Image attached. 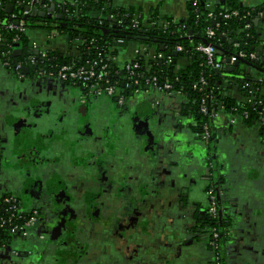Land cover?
<instances>
[{
    "label": "crops",
    "instance_id": "0c3cea01",
    "mask_svg": "<svg viewBox=\"0 0 264 264\" xmlns=\"http://www.w3.org/2000/svg\"><path fill=\"white\" fill-rule=\"evenodd\" d=\"M56 1L75 3L78 0ZM108 1L109 3L104 2L102 8L109 9L110 6L118 9L134 8L145 18L150 16L152 10L157 11L161 17H172L176 20L188 17V0ZM206 1L212 6L227 4L226 0ZM235 2L238 7L245 10L264 9V0ZM100 13L99 10H92L89 15L98 18ZM256 27L259 40L264 41V23ZM47 32L43 29L40 34L41 40H36L33 36L31 39L43 45L42 48L47 51L57 50L64 54L71 51L66 36L59 35V39L54 43L53 39L52 41L45 39L43 34ZM128 45L120 50L122 52L118 58L120 64L133 60L138 54H144L145 45L140 44L141 47L135 49V54L126 52ZM2 63L0 61V81L6 84L10 80ZM188 64L187 59L182 58L178 62V69H186ZM247 75L253 79L262 78L259 71L245 69L236 74L241 78L233 77L224 81V85L232 83L230 86L234 88L228 89L227 94L237 101L244 99V93H241L242 89L239 88L237 80ZM263 81L256 84L260 85L257 94L264 102ZM32 87L49 95V99L45 100L50 106H58L54 102L57 97L54 92L60 91L57 87L42 83H34ZM66 98L67 102L71 101L69 96ZM130 107L134 115L145 117L147 125L153 129L148 132L151 137L149 140L151 149L137 151L132 147L126 148L122 159L118 160V172L107 170V176H116L121 184H140L138 189L123 186L122 193L116 195L118 208L110 213L113 222L108 225L85 226L87 228L81 223L85 230L82 228L78 232L73 231L76 225L72 223L73 230L71 229L72 233L69 234L71 236L73 234L81 241L77 242L69 238L66 228L59 229L61 217L64 218L67 214L47 211L44 214L43 227L30 231L27 239L15 236L10 243L0 245L3 247L0 248V264H214V253L206 240V229L198 224V216H201L205 208L203 193L207 185L205 187L202 185L207 183V179L200 154L204 146L195 131V121L191 117L194 115L189 112V100L184 97L147 92L138 98L134 97ZM70 112L66 113H69L71 118ZM106 113L107 111L104 114ZM180 118L185 122L176 129L175 123ZM263 127L255 122L245 123L226 112L218 113L215 118V141L217 151L221 155L219 162L223 171V185L229 196L227 203L231 233L226 243L227 264H264ZM147 130L144 127L139 128L137 135L146 136ZM40 139L26 129L18 131L14 128L3 131L0 119V142L10 152V173L15 172L13 177H10L22 187L26 178L34 176L35 170L33 169L30 174L22 172L21 169L26 163L22 164L24 160L21 157L24 153H27L28 157L36 142L45 150L40 156L35 154L45 167L49 163L54 167L59 161L50 155L51 151L48 150L50 146L40 142ZM179 148L182 151L179 152ZM62 152H66V149ZM84 153L83 151L82 154ZM133 154L138 155L139 159L133 161ZM181 154L189 157L181 159L180 164L174 159H180L178 156ZM60 157L63 158L64 153ZM194 161H198L199 164L194 165ZM71 162L70 159V165ZM56 176L50 177L43 172L42 183H57L67 177L62 173ZM147 182L151 184V188L144 185ZM27 194L26 192V198L30 199L32 195ZM77 211L72 212V216L76 213L78 216ZM103 234L105 240L100 242L99 237ZM88 238L89 240L92 238L90 243L85 241Z\"/></svg>",
    "mask_w": 264,
    "mask_h": 264
},
{
    "label": "flooded vegetation",
    "instance_id": "af4514ba",
    "mask_svg": "<svg viewBox=\"0 0 264 264\" xmlns=\"http://www.w3.org/2000/svg\"><path fill=\"white\" fill-rule=\"evenodd\" d=\"M102 20L108 23L113 22V20ZM68 38L70 39L69 36ZM6 72L10 82L6 81L5 84L0 81V119L3 131L14 130V128L18 131L29 130L32 135L38 136V140L42 139L40 142L50 146L48 149L51 151L50 155L59 161L55 162V169L51 167V163L45 167V164L39 161L35 155L40 156L45 150L41 149L36 142L37 144L32 147L29 156L27 157V153H24L21 157L24 160L22 164L26 163V166L23 165L21 169L22 172L30 174L33 169L35 170L34 176L26 178L22 187L11 178L15 172L10 173L9 170L10 152L0 142V200L11 196L25 211L29 213L35 211L38 214L36 228L43 227L44 214L47 211H57L61 215L67 214L66 217H61L59 229L66 228L65 231L68 233H65L69 235V238L81 242L73 234L70 235L72 233L70 230L73 228L72 223L76 225V229H72L74 232L83 228L81 223L85 224L84 228L111 224L113 221L110 213L118 208L116 195L122 193V187L128 186L135 189L140 187V184L137 183L121 184L117 181L116 176L108 177L107 173L108 171L118 172L117 163L122 159L123 151L126 148L132 147L137 151L151 149L149 142L151 137L148 132L153 129L147 125L148 121L145 117L134 115L132 107H130L134 97L138 98L139 95H144L148 91L141 89L137 93H131V96L124 98L122 103H119L118 99L105 95L89 96L80 87L51 79L43 75L40 70L28 71L22 77H18L7 69ZM34 83L57 87L60 91L54 92V95L57 96L54 102L58 106H50L45 100L49 99V95L35 87L32 89L31 86ZM29 84L31 86H28ZM226 88L232 90L234 87L229 85ZM66 96H69L72 102H67ZM189 110L195 111L196 109L190 107ZM68 111L72 113L71 118L69 113H66ZM105 111L108 115L104 114ZM191 117L195 121V126H198L195 115ZM181 120L183 119L180 118L176 121V129L185 122ZM142 127L146 130L149 129L146 131V136L137 135L139 128ZM197 135L204 146L200 154L207 179V183L202 185V187L207 185L203 193L205 208L201 216H198V224L201 228L206 229V240L214 253V264H227L228 247L226 243L230 238L231 230L229 228V204L227 203L229 196L223 185V171L219 162L221 155L217 151L215 137H211L209 142H204L203 134L198 133ZM211 140L212 142H210ZM65 149L66 152H62ZM87 150L88 152H86ZM178 150L182 151L181 148ZM83 151L84 154H82ZM63 153L64 157L61 158ZM182 156L183 159L185 156L189 157L183 154ZM70 159L71 165L69 164ZM138 159L139 156L133 154L132 160ZM174 160L177 163L180 161L177 158ZM181 162L179 163L181 164ZM196 164L199 162L194 161V165ZM43 172L50 177L61 173L66 174L68 179L66 177L57 183H42ZM144 185L151 188L149 182ZM179 190H181L180 187ZM26 192L33 197L27 199ZM212 197L216 202L214 213L211 212L214 205ZM121 202L122 199H120ZM76 210H78V216L77 213L72 216V212H76ZM109 229L111 228L109 227ZM96 236L98 237V235ZM27 237H23V239H27ZM99 239L100 242L104 241V234L100 235ZM90 240L88 238L85 241L90 243Z\"/></svg>",
    "mask_w": 264,
    "mask_h": 264
},
{
    "label": "trees",
    "instance_id": "16d2710c",
    "mask_svg": "<svg viewBox=\"0 0 264 264\" xmlns=\"http://www.w3.org/2000/svg\"><path fill=\"white\" fill-rule=\"evenodd\" d=\"M194 1L198 2L196 7L193 6ZM226 1L227 4L224 6L213 5L214 12L228 14L232 11H238V17H234L227 21L220 18L216 21H209L207 19L205 5L210 3L206 0H188V17L182 19L181 22L175 23L172 17H161L157 11L153 10L150 16L145 18L142 13L136 11L134 8L118 9L110 7L104 12V16L108 14L113 15L114 21L108 23L105 20H99L89 15L94 7H96L97 10L99 7L101 9L104 2L109 3L108 0H78L75 3H60L53 0L56 6L55 13L51 18L48 17V13L52 5L47 1L41 2V4L36 7V11L33 14L23 17V12L28 8L31 0H0L1 6L5 8L4 11L0 12V36L2 39V42H0V60L10 58L13 65L21 62L25 68L24 73L22 72L23 75L27 74L25 72L26 69L30 72L38 70L36 67H32V65L30 66L27 61V57L30 55V49L28 47L30 37L20 31H10L8 29V25L13 22L11 20L12 14H16L18 18L24 19L25 28L27 30L40 28L51 31L55 28L61 34H67L71 41H84L85 46L81 47V57L84 61L94 57L93 54L96 51V47L100 48L101 42L114 43L116 40L122 39L128 44L130 41H137L141 45L153 47L157 53H164L167 58L171 59V63L167 65L160 59H147L142 55L137 57L132 63H138L141 66V68L137 70L139 76H144L141 81L155 77L160 85L164 84L167 80L171 83L173 91L183 90V93L187 95V100H189V107H194L197 110V112L196 110H189L191 114L195 115L197 120L198 126H195L196 133L203 134L204 127H207L208 130H210L211 137L214 138L215 114L217 113L226 112L233 116L237 114L242 118L247 113L248 117L246 119L243 118L242 121L250 124L253 122L259 123L258 120L260 118V110H258V107L253 109L246 101H237L227 94L226 87L232 83L230 82L224 85L223 82L233 78L227 76V74H229V68L222 72L211 69L206 64L205 56L196 50L197 46L200 44H212L222 53L219 59L225 62L238 51V49L233 47L234 43H240L242 49L246 51L257 52L260 40L257 35V27L254 23L256 20L254 18L255 14L250 18H245L246 14L251 12L252 9L245 10L244 8L238 7L235 0ZM45 4H49V8H44L43 6ZM9 5L12 6L11 12L7 11ZM253 11L254 13L259 12L256 9ZM42 14H44V16H42ZM58 15L61 16L60 19L57 18ZM136 20L139 21L142 31L140 28L133 29L134 21ZM162 21H168L169 25L167 29L161 24ZM144 22H155V25L153 28H151V26L145 27ZM249 24L251 28L248 29L247 26ZM207 28L214 29L218 33L214 40L207 39ZM102 29H107L108 31L103 33ZM147 31H150V33L147 34ZM136 36L145 39L134 40L133 37ZM16 37L19 38L17 43L19 47H14L12 43V39ZM92 39H95L96 43L90 46L89 42ZM7 44H11L14 51L20 49L21 53L14 56L7 54L9 50ZM178 47H182L184 51L177 52L176 49ZM88 48L90 49L89 52H87ZM119 53L120 51L115 54L118 56ZM5 54H7L6 57ZM182 58H187L189 62L186 69H178V62ZM68 60H70L69 57L65 58L63 53L53 50L47 52L46 59L42 60L38 58L37 62L46 69L49 68V66L60 67ZM129 63L130 62H126L121 67L112 71L111 80L115 81L117 77H127L126 64ZM238 63L240 64L239 67H237L231 75L236 76V74H240V72L245 71V69H253L260 72L261 65H257L256 62L240 60ZM250 64L255 67L252 68ZM148 66L149 68H147ZM241 67H243V69ZM201 78L205 79V84H201ZM251 79L252 78L247 75L237 80L240 89L246 87V89L241 90V93H245L246 97L255 96L256 101H262L257 94L260 85L251 81ZM118 84L117 88L119 89L120 95H123L124 98L131 96V91L126 87L127 84L125 79L119 81ZM144 86L145 85L142 83V89H144ZM249 92H253L255 95H250ZM207 96L213 97L212 102L208 103L210 113L207 116H202L199 113V103L201 99ZM212 140L210 142H212ZM1 201H3V199ZM8 217L9 215L4 210L3 203L0 204V219L6 221ZM8 228L7 226L4 229H0V245L7 242L6 240H11L12 237H15L9 235L7 231Z\"/></svg>",
    "mask_w": 264,
    "mask_h": 264
},
{
    "label": "built area",
    "instance_id": "2783aa9c",
    "mask_svg": "<svg viewBox=\"0 0 264 264\" xmlns=\"http://www.w3.org/2000/svg\"><path fill=\"white\" fill-rule=\"evenodd\" d=\"M47 1L50 3V5H53L55 2L53 0H31V2L28 5V8L23 12V17H27L30 14H33L36 11V7L41 4V2ZM198 5L197 1L193 2V6L196 7ZM56 6V5H55ZM44 8H49V4H45L43 6ZM205 9L207 12V19L209 21H216L217 19H223L224 21L230 20L234 17L239 16L238 11H232L231 13L224 14L222 12L215 13L214 8L210 4L205 5ZM5 8L1 6L0 3V12L4 11ZM99 11L100 13V18L98 17L99 20L106 19V20H113L114 21V16L113 15H105L104 12L107 11V8H102ZM55 13V12H54ZM54 13L52 15H54ZM254 18H259L262 19L264 18V9L255 12L252 10L251 12H248L245 16V18H250L252 15H254ZM11 22L8 25V29L10 31L12 30H17L20 31L23 34H26L28 36V30L25 28V23L24 19H20L17 17L16 14L11 15ZM173 22H181V20H176L173 18ZM145 23L146 26H151V28L154 27L155 22L152 23ZM161 24L164 25V28H168V21H162ZM219 26V25H218ZM141 25L139 24V21L136 20L134 21L133 29H138L140 28ZM247 28H251V25L249 24ZM142 31V28H140ZM51 31H55V35L52 36L50 39H53L56 35L61 34L57 29H53ZM206 36L207 39L209 40H214L217 37V32L214 29L207 28L206 30ZM64 35V34H62ZM67 35V34H66ZM30 37V36H28ZM19 38L16 37L12 39V43L14 44L13 46L16 47L18 43ZM29 49H30V55L27 57V61L29 62L30 66L36 67L40 72L51 78V79H56L62 83H69L72 85H75L77 87H80L83 89V91L86 92L87 95L89 96H101L105 95L110 98H115L118 99L119 103H122L124 97L123 95H120L119 89L117 88V85H119V81L125 79L126 80V87L131 91V93H137L139 90L142 89V83L145 85L144 90L148 92H154V93H166L168 95H176V96H182L185 99H188L186 94L183 93V90H178V91H173L171 83L169 81H165L164 84L160 85L158 80L154 77L151 79H145L144 81H141L144 76H139L137 70L141 68V66L138 63H132L134 60H136L137 57L140 55L145 56L147 59H160L162 60L165 64L169 65L171 63V59L167 58L164 53H157L153 47L149 46H144L143 48V53L144 54H138L137 57H135L133 60L129 61V64H126V72H127V77H117L115 81L111 80V73L114 71L116 68L121 67L124 64L119 63V55L117 56L115 53L119 52L122 47L121 45L125 43L124 40L118 39L114 43H107V42H101L100 48L96 47V51L93 54V58L87 59L84 61V59L81 57V47L85 46L84 41L76 40V41H71L70 43V52L68 53H63V56L65 58H68L70 60L65 61L63 65L59 66H49V68H43L39 64L38 58L39 59H46L47 58V50L39 46L40 44L34 40L29 38ZM0 42H2L1 36H0ZM96 43L95 39H92L89 42V45H93ZM13 46L11 44H7L8 51L7 54H11L14 56L15 51L20 50L17 49L14 51ZM233 47L235 49H238L237 53L232 55L226 62L224 60H220V56L222 53L217 50L212 44H200L197 46L196 50L201 52L206 59V64L213 70L217 71H225L226 69L234 66L236 63H238L240 60H247L250 62H256L259 63L260 69H261V74L262 78L261 80H264V41H260L258 44V49H260V53L257 52H249L244 49H242V46L240 43H234ZM13 50V51H12ZM177 52H183L184 49L182 47H178ZM90 49H87V52H89ZM5 54V57L7 56ZM89 54V53H88ZM260 54V55H259ZM71 57V58H70ZM187 59V58H186ZM3 62V66L5 69L14 72L18 77H22L24 73V65L21 62H18L17 64L13 65L10 61V58H5L4 60H0ZM149 68V66L147 67ZM23 72V73H22ZM201 84H205V79L201 78L200 80ZM222 84V83H221ZM220 84V85H221ZM224 84V82H223ZM246 89V87H242V90ZM250 95H255L253 92H249ZM118 97V98H117ZM213 100L212 96H207L203 99H201L199 103V113L203 116H207L210 111L208 108V103H211ZM246 101L251 108L256 109L257 107L260 108V118H259V124L264 126V102L263 101H256L255 96L253 97H246L244 93V99L243 102ZM236 111V110H235ZM216 116L218 115L215 114ZM234 117L238 120H243V118H247L248 114L246 113L244 117L242 118L240 115H234ZM203 140L204 142H209L211 138V133L210 130H208L207 127H204L203 129ZM1 163V162H0ZM1 201V200H0ZM3 203L4 210L6 213H8L9 217L8 220L4 221L0 219V229H4L5 227L8 228V233L11 236H21V237H26L29 235L30 231L35 230L36 225H37V216L38 214L34 211L33 213H29L25 211L22 207H20L18 201L9 196L3 199L0 204ZM212 203L213 208L211 210L212 213L215 212V199L212 197ZM25 215V216H24ZM216 237V234H215Z\"/></svg>",
    "mask_w": 264,
    "mask_h": 264
},
{
    "label": "water",
    "instance_id": "95a60500",
    "mask_svg": "<svg viewBox=\"0 0 264 264\" xmlns=\"http://www.w3.org/2000/svg\"><path fill=\"white\" fill-rule=\"evenodd\" d=\"M90 7V6H89ZM111 7V6H110ZM8 9H7V11L8 12H11L12 11V6L11 5H9L8 7H7ZM93 11H95V10H97V8L96 7H94L93 9H92ZM98 10H100V7L98 8ZM55 12V3L51 6V8L49 9V13H48V17L49 18H51L52 17V14ZM42 16H44V14H42ZM57 18L58 19H60L61 18V16L60 15H58L57 16ZM255 25H260V24H262V23H264V18H262V19H259V18H257L256 20H255ZM102 31H103V33L104 32H107L108 30L107 29H102ZM147 34H149L150 33V31H147L146 32ZM133 39L134 40H140V39H145V38H142V37H133ZM16 47H19V45H17ZM121 47L122 48H126L127 47V43L125 42V43H123L122 45H121ZM257 51L260 53V49H257ZM21 53V50H17L16 52H15V54L14 55H19ZM260 55V54H259ZM247 64H249V63H247ZM259 63H257V65H258ZM239 63H236L234 66H232V67H230L229 69H228V72H229V74H227V76L228 77H235V78H241L240 76H235V75H231V73H233L235 70H236V68L237 67H239ZM250 66L253 68V67H255L254 65H252V64H250ZM257 67V66H256ZM242 69H243V67H241ZM255 69H258V68H255ZM25 72H28V70L26 69L25 70ZM260 72H261V69H260ZM251 81H253V82H262L263 80H261V79H251ZM264 82V81H263ZM258 110H260V108H258ZM182 156V154L180 155V157H178V158H180V159H178V160H180L181 161V159H183V156ZM179 161V162H180ZM9 243L11 242V240H9L8 241ZM1 249H3V247H0Z\"/></svg>",
    "mask_w": 264,
    "mask_h": 264
},
{
    "label": "rangeland",
    "instance_id": "374dc122",
    "mask_svg": "<svg viewBox=\"0 0 264 264\" xmlns=\"http://www.w3.org/2000/svg\"><path fill=\"white\" fill-rule=\"evenodd\" d=\"M100 18V17H99ZM40 29V28H39ZM55 29V28H54ZM37 31V32H36ZM42 32H43V29H40V31L39 30H37V29H29L28 30V36H33L36 40H39L40 38H41V36H40V34H42ZM56 33H55V31H48L46 34H43L44 35V37H45V39H47L48 38V40L52 37V36H54ZM61 37L62 36H66L67 37V39L69 40V42L71 43V41H70V39L68 38V35H62V34H59ZM59 35H56L54 38H53V42L54 41H56V40H58L59 39ZM41 40V39H40ZM51 41H52V39H51ZM55 43V42H54ZM128 50L126 51L128 54L129 53H131V52H133L134 54H135V52H136V50L135 49H140V44H136L134 41H130V43L128 42ZM39 46H41V47H43V45H39ZM122 51V50H121ZM120 51V54L122 53ZM123 53H125L124 51H123ZM120 54H119V56H120ZM173 97H176V95H174ZM178 97V96H177ZM179 98V97H178Z\"/></svg>",
    "mask_w": 264,
    "mask_h": 264
}]
</instances>
